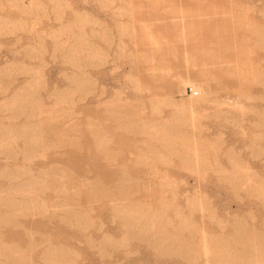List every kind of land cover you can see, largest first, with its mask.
I'll list each match as a JSON object with an SVG mask.
<instances>
[{
    "label": "rangeland",
    "instance_id": "1",
    "mask_svg": "<svg viewBox=\"0 0 264 264\" xmlns=\"http://www.w3.org/2000/svg\"><path fill=\"white\" fill-rule=\"evenodd\" d=\"M0 222V264H264V0H0Z\"/></svg>",
    "mask_w": 264,
    "mask_h": 264
},
{
    "label": "bare ground",
    "instance_id": "2",
    "mask_svg": "<svg viewBox=\"0 0 264 264\" xmlns=\"http://www.w3.org/2000/svg\"><path fill=\"white\" fill-rule=\"evenodd\" d=\"M41 143H42V141H41ZM54 144H55V143H54ZM99 144H100V143H99ZM102 144H103V143H102ZM102 144H101V145H102ZM42 145H43V144H42ZM58 145H59V144H58ZM29 146H30V144H29ZM39 146H40V145H39ZM54 146H55V145H54ZM99 146H100V145H98V147H99ZM32 147H33V145H32ZM32 147H31V148H32ZM40 148H42V147H40ZM40 148H39V149H40ZM46 148H47V147H46ZM32 149H33V148H32ZM37 149H38V147H37ZM99 149H100V148H99ZM102 149H103V148H102ZM42 150H43V149H42ZM35 151H37V150H35ZM3 154L5 155V153H3ZM11 154H12V153H11ZM15 155H16V154H15ZM15 155H13V156H15ZM7 156H8V155H7ZM10 156H11V155H10ZM27 166L29 167V165H27ZM23 167H24V166H23ZM23 167H22V168H23ZM52 167H53V166H52ZM25 168H26V167H25ZM57 169H58V168H57ZM6 170H7V169H6ZM30 170H31V168H30ZM30 170H28V171H30ZM43 170H44V169H43ZM19 171H20V172H18V173H21V170H19ZM24 171H25V170H24ZM28 171H27V172H28ZM40 171H41V170H40ZM7 172H9V171H7ZM7 172H6V173H7ZM51 172H52V171H51ZM9 173H10V172H9ZM9 173H8V174H9ZM14 174H15V173H14ZM22 174H23V175H28L29 173H28V174H24V173H22ZM22 174H21V175H22ZM51 174H52V173H51ZM5 175H6V174H5ZM54 175H57V174L54 172ZM11 176H12V175H11ZM15 176L18 177L17 174H16ZM58 176H59V175H58ZM19 177H20V176H19ZM30 177H32V176L30 175ZM130 177H131V176H130ZM29 180H30V179H29ZM29 180H28V181H29ZM42 181H43V180H42ZM59 181H60V180H59ZM91 181H92V180H91ZM96 181H99V180H96ZM96 181H95V185L97 184ZM125 181H126V180H125ZM90 183H91V182H90ZM99 183H100V181H99ZM54 184L56 185V183H54ZM64 184H65V183H64ZM91 185H92V183H91ZM98 186H99V185H98ZM63 187H65V186H63ZM96 187H97V186H96ZM46 188H47V187H46ZM55 188H56V187H55ZM55 188H54V189H55ZM56 189H58V187H57ZM74 189H75V188H74ZM40 190H41V189H40ZM36 191H37V190H36ZM66 191H67V190H66ZM54 192H56V191H54ZM57 192H58V191H57ZM59 192H61V191H59ZM92 192H93V191H92ZM64 193H65V192H64ZM66 193H67V192H66ZM77 194H78V193H77ZM37 195H38V194H37ZM26 196H27V195H26ZM35 197H36V196H35ZM60 197H61V196H57L58 200H59ZM33 199H34V198H33ZM33 199H32V198L29 199L28 202H29L30 200H32V202H34ZM34 200H35V199H34ZM36 200H37V198H36ZM26 201H27V200H26ZM38 201H39V200H38ZM28 202H26L25 204H27ZM32 202H31V204H33ZM63 202H65V201H63ZM29 203H30V202H29ZM25 204H24V205H25ZM66 204H67V202H66ZM61 205H62V204H61ZM8 206H10V205H7V207H8ZM30 206H31V205H30ZM33 206H34V204H33ZM33 206H31V207H33ZM66 206H68V204H67ZM10 207H11V206H10ZM10 207H9V208H10ZM14 208H15V207H14ZM14 208H13V210H14ZM62 208H63V207H62ZM68 208H72V209H73V207H70V205H69ZM74 208H75V207H74ZM66 209H67V207L64 209V211H65ZM72 209H70V210H72ZM78 209H79V208H78ZM11 210H12V208H11ZM15 210H16V209H15ZM68 210H69V209H67V212L65 211V213H69V215L74 216V215L72 214V211H74L75 209L72 210L71 212L68 211ZM40 211H41V210H40ZM42 211H43V210H42ZM47 211H48V210H47ZM78 211H79V210H78ZM37 212H38V211H37ZM37 212L35 211L34 213H37ZM44 212H45V211H44ZM75 212H77V211L75 210V211H74V214H75ZM32 213H33V212H32ZM32 213H31V214H32ZM16 214H17V213H16ZM28 214H29V213H28ZM78 214H79V212H78ZM25 215H26V214H25ZM32 215H34V214H32ZM36 215H37V214H36ZM38 215H39V214H38ZM67 215H68V214H67ZM76 215H77V213H76ZM11 216H12V214H11ZM11 216L9 215V217H11ZM16 216H17V215H16ZM16 216H15V217H16ZM20 216H21V215H20ZM80 216L82 217V215H79V217H80ZM9 217H8V218H9ZM23 217H25L24 214H23ZM1 218H2V217H1ZM3 218H4V217H3ZM77 218H78V217H77ZM4 219H5V220L2 221L3 223H6V220H8V221L11 220V219H7L6 217H5ZM12 219H14L13 216H12ZM15 219H17V218H15ZM1 220H2V219H1ZM8 221H7V222H8ZM2 222H0V223H2ZM14 222H15V221H13L12 223H14ZM16 224H17V223H16ZM18 225H21V224L19 223ZM38 232H39V231H37V233H38ZM137 232H138V231H137ZM33 233H34V232H33ZM33 233H32V234H33ZM35 233H36V232H35ZM35 233H34V234H35ZM39 234H40V233H39ZM42 236H44V235H42ZM138 237H139V236H138ZM140 238H141V237H140ZM142 238H143V237H142ZM43 240H44V239H43ZM47 240H48V239H47ZM38 242H39V241H38ZM38 242H37V243H38ZM29 243H30V242H29ZM34 245H35V244H34ZM36 245H38V244H36ZM32 246H33V245H32ZM18 247H19V246H18ZM30 247H31V246H30ZM31 248H32V247H31ZM50 248H51V247H50ZM14 250L16 251L17 249L14 248ZM11 251H12V250H11ZM47 251H49V249H48ZM51 251H52V249H51ZM23 252H24V251H23ZM16 253H17V252H16ZM16 253H15V254H16ZM18 253H19V249H18ZM45 253H47V252H45ZM52 253H54V251H53ZM15 254H13V256H14ZM49 254H50V253L48 252V255H47V256H49ZM10 255H11V254H10ZM18 256H19V255H18ZM28 256H29V255H28ZM44 256H45V255H44ZM44 256H43V259L46 257V256H45V257H44ZM51 256H52V254H51ZM24 257H25V256H24ZM8 258H9V257H8ZM8 258H7V259H8ZM17 258H20V256L17 257V254H16V261L13 259V262H10V261L12 260V257L10 258V259H11L10 261H9V260H7V261L10 262L9 264H13L14 261H15V263H16L17 260H19V259H17ZM25 258H26V257H25ZM49 258H50V257H49ZM20 259H21V258H20ZM46 259H47V261H48V257H46ZM52 259H53V258H52ZM50 260H51V259H50ZM44 261H45V259H44ZM23 262H24V261H23ZM23 262H22V263H23ZM48 262H49V261H48ZM48 262H47V263H48ZM53 262H54V260H53ZM0 263H1V262H0ZM15 263H14V264H15ZM49 263H50V262H49ZM4 264H5V263H4ZM7 264H8V263H7ZM16 264H17V263H16Z\"/></svg>",
    "mask_w": 264,
    "mask_h": 264
},
{
    "label": "built area",
    "instance_id": "3",
    "mask_svg": "<svg viewBox=\"0 0 264 264\" xmlns=\"http://www.w3.org/2000/svg\"><path fill=\"white\" fill-rule=\"evenodd\" d=\"M187 90H188V92H189L191 95H194V96H197V95H199V93H200V91L195 90L192 86L188 87Z\"/></svg>",
    "mask_w": 264,
    "mask_h": 264
}]
</instances>
